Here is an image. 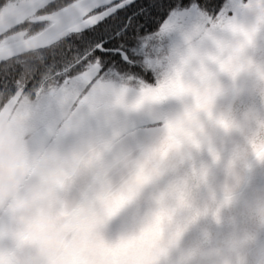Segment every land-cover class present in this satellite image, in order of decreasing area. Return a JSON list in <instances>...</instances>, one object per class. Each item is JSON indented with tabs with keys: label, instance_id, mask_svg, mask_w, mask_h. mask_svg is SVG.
<instances>
[{
	"label": "clouds",
	"instance_id": "clouds-1",
	"mask_svg": "<svg viewBox=\"0 0 264 264\" xmlns=\"http://www.w3.org/2000/svg\"><path fill=\"white\" fill-rule=\"evenodd\" d=\"M145 41L0 107V264H264V0Z\"/></svg>",
	"mask_w": 264,
	"mask_h": 264
},
{
	"label": "snow or ice",
	"instance_id": "snow-or-ice-1",
	"mask_svg": "<svg viewBox=\"0 0 264 264\" xmlns=\"http://www.w3.org/2000/svg\"><path fill=\"white\" fill-rule=\"evenodd\" d=\"M239 0H0V85L17 70L72 63L104 74L139 71L140 43L175 14L235 13Z\"/></svg>",
	"mask_w": 264,
	"mask_h": 264
},
{
	"label": "rangeland",
	"instance_id": "rangeland-1",
	"mask_svg": "<svg viewBox=\"0 0 264 264\" xmlns=\"http://www.w3.org/2000/svg\"><path fill=\"white\" fill-rule=\"evenodd\" d=\"M221 16H223V14ZM143 59L145 60L146 58ZM113 74L136 75V76H142L145 79H150V75L144 71L143 64L138 72L137 71L119 72L117 69H113L111 74H104L99 72L96 68L90 70H78V72L76 71V73H71V74L62 73L55 77H51L50 79L45 81V79L47 78L46 76L42 79V82L40 83L39 87L30 91H25L23 89V86H19L9 99L4 101L3 103H0V107H3V105L7 103L9 100L15 103L17 98H21L24 96L35 97L38 90L42 88L49 89L54 94L67 95L72 92L74 81L84 80L95 83L96 80L100 79L101 77H105ZM9 107H11V105H9Z\"/></svg>",
	"mask_w": 264,
	"mask_h": 264
},
{
	"label": "trees",
	"instance_id": "trees-1",
	"mask_svg": "<svg viewBox=\"0 0 264 264\" xmlns=\"http://www.w3.org/2000/svg\"><path fill=\"white\" fill-rule=\"evenodd\" d=\"M157 26L158 24L156 27ZM154 29L155 28H153L151 31ZM72 67V63L52 64V62L49 61V66L41 68L38 71L27 68L23 71L17 70L13 76L9 77L7 87L0 85V103H3L9 99L19 86H23L25 91H30L39 87L42 79L46 76L47 78L45 81L62 73L71 74L76 73V71L78 72V70H71L70 68Z\"/></svg>",
	"mask_w": 264,
	"mask_h": 264
},
{
	"label": "flooded vegetation",
	"instance_id": "flooded-vegetation-1",
	"mask_svg": "<svg viewBox=\"0 0 264 264\" xmlns=\"http://www.w3.org/2000/svg\"><path fill=\"white\" fill-rule=\"evenodd\" d=\"M72 65H73V64H72ZM70 66H71V65H70ZM70 66H69V67H70ZM70 69L72 70V69H73V67H72V68H70Z\"/></svg>",
	"mask_w": 264,
	"mask_h": 264
}]
</instances>
